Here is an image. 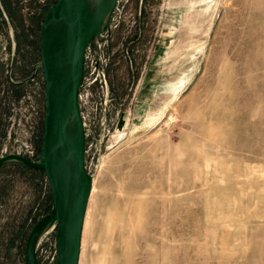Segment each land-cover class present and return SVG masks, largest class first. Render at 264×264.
<instances>
[{"label":"rangeland","instance_id":"rangeland-1","mask_svg":"<svg viewBox=\"0 0 264 264\" xmlns=\"http://www.w3.org/2000/svg\"><path fill=\"white\" fill-rule=\"evenodd\" d=\"M57 1L0 0V159L39 161L33 18ZM79 105L92 178L80 264H264V0H120L87 49ZM51 210L44 172L0 169V264H26ZM56 227L37 264H56Z\"/></svg>","mask_w":264,"mask_h":264},{"label":"water","instance_id":"water-1","mask_svg":"<svg viewBox=\"0 0 264 264\" xmlns=\"http://www.w3.org/2000/svg\"><path fill=\"white\" fill-rule=\"evenodd\" d=\"M119 1L114 0L110 8L109 22ZM62 16L68 20L69 42L65 39L66 29L60 30L58 25ZM101 32L93 30L88 0H58L41 28L46 115L40 158L35 162L10 154L0 159V169L9 162H19L44 172L52 196L50 214L34 226L28 238L26 264H37L34 238L49 224L57 225L56 264H80L92 178L86 169V134L79 96L87 49Z\"/></svg>","mask_w":264,"mask_h":264},{"label":"bare ground","instance_id":"bare-ground-1","mask_svg":"<svg viewBox=\"0 0 264 264\" xmlns=\"http://www.w3.org/2000/svg\"><path fill=\"white\" fill-rule=\"evenodd\" d=\"M114 0H88L89 4V10H90V21L93 26V30L95 33L101 32L109 22V12L110 8L113 4ZM68 23V20L66 17H60L58 18V25L60 30L66 29V24ZM65 39L67 42H69V31L66 29V35ZM65 53V51L63 52ZM65 163H69V159H65ZM54 228V225L49 224L47 225L43 231L38 233L34 238V245L36 246V249L38 245L40 244L43 237Z\"/></svg>","mask_w":264,"mask_h":264},{"label":"trees","instance_id":"trees-1","mask_svg":"<svg viewBox=\"0 0 264 264\" xmlns=\"http://www.w3.org/2000/svg\"><path fill=\"white\" fill-rule=\"evenodd\" d=\"M48 12H49V5H46L44 8H43V10H42V12H41V14L38 16V18H33V20L35 21V22H38V23H43V22H45V19L43 20V18L48 14ZM32 45H34V44H32ZM17 92V91H19L18 90V87H16L15 89H14V92ZM13 164H16V165H19V166H22V167H24V168H26V169H29V170H32V171H36V172H42V171H39V170H33V169H31V168H28V167H26V166H24L23 164H21V163H19V162H12ZM23 229V228H22ZM23 231V230H22Z\"/></svg>","mask_w":264,"mask_h":264}]
</instances>
